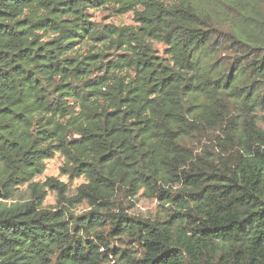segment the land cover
Segmentation results:
<instances>
[{"label": "trees", "instance_id": "obj_1", "mask_svg": "<svg viewBox=\"0 0 264 264\" xmlns=\"http://www.w3.org/2000/svg\"><path fill=\"white\" fill-rule=\"evenodd\" d=\"M263 113L264 0H0V264H264Z\"/></svg>", "mask_w": 264, "mask_h": 264}, {"label": "rangeland", "instance_id": "obj_2", "mask_svg": "<svg viewBox=\"0 0 264 264\" xmlns=\"http://www.w3.org/2000/svg\"><path fill=\"white\" fill-rule=\"evenodd\" d=\"M169 1V0H168ZM95 23L99 29L104 28H121V27H136L137 23L134 20V15L131 12L122 13V11H118L117 7H108L97 10L89 11V21ZM107 31V30H106ZM100 43V42H99ZM153 51L159 55L163 56L165 52V47L163 44L159 42H152ZM89 44L82 46L83 49H86ZM101 49H103L104 54H106L107 60L117 59L120 51L118 49H110L111 46L106 44L104 47L99 45ZM264 116V113H263ZM262 130H264V120H262L261 124ZM64 164L63 158L60 154L56 153L53 159L45 162V170L43 174L39 177H36L33 182H37L39 185L45 183V181L49 178H53L58 182L65 185L67 190L66 196L70 197L75 194V190L83 183H85V179L83 177L70 179L62 172V167ZM46 190V198L43 202V207L45 208H53L58 200V192L55 190H50L47 187ZM140 192L136 199L132 200V203H124L123 209L129 215H134L140 217L142 219H147L150 221H154L157 219H161L163 215L166 213L165 208L161 205L159 201L156 199L147 198ZM28 198L26 185L19 187L14 193L13 198L11 200H3L0 198V202L2 204H14L21 203ZM88 211V208L85 204L78 205L73 209L75 215H80L84 212Z\"/></svg>", "mask_w": 264, "mask_h": 264}]
</instances>
